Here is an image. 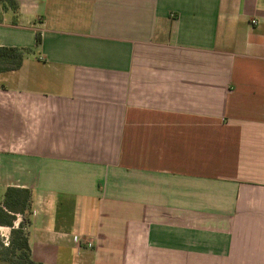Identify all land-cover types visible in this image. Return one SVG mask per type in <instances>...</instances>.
Returning <instances> with one entry per match:
<instances>
[{
	"label": "crops",
	"instance_id": "crops-1",
	"mask_svg": "<svg viewBox=\"0 0 264 264\" xmlns=\"http://www.w3.org/2000/svg\"><path fill=\"white\" fill-rule=\"evenodd\" d=\"M17 1L0 188L33 258L264 264V0Z\"/></svg>",
	"mask_w": 264,
	"mask_h": 264
},
{
	"label": "trees",
	"instance_id": "trees-1",
	"mask_svg": "<svg viewBox=\"0 0 264 264\" xmlns=\"http://www.w3.org/2000/svg\"><path fill=\"white\" fill-rule=\"evenodd\" d=\"M17 0H0V21L2 13L16 11ZM33 47L0 46V73L17 70L21 67L23 59L41 43L40 32L36 31ZM28 216L20 220L16 226L17 215ZM31 192L28 188L8 186L0 199V226L8 227L9 238L7 245L0 244V261L6 264H42L31 257L26 228L30 223Z\"/></svg>",
	"mask_w": 264,
	"mask_h": 264
},
{
	"label": "rangeland",
	"instance_id": "rangeland-1",
	"mask_svg": "<svg viewBox=\"0 0 264 264\" xmlns=\"http://www.w3.org/2000/svg\"><path fill=\"white\" fill-rule=\"evenodd\" d=\"M35 53V52H34ZM27 57H30V58H33V59H35L36 58V56H34L33 54H31V53H29V54H27L26 56H25V58H27ZM2 194L3 193H1V188H0V199H1V196H2ZM28 216V213H25L23 216H21V215H17V219H16V221H15V223H14V226H16L17 225V223L20 221V220H22V219H24L25 220V218ZM9 228L8 227H4V226H0V244H2V245H7V243H8V238H9ZM26 231H27V228H26ZM78 243V242H77ZM81 244L82 243H78V247H79V249H80V247H81ZM30 251H31V249H30ZM31 257L33 258V256H32V253H31ZM34 259V258H33ZM0 264H6L5 262H2V261H0Z\"/></svg>",
	"mask_w": 264,
	"mask_h": 264
},
{
	"label": "built area",
	"instance_id": "built-area-1",
	"mask_svg": "<svg viewBox=\"0 0 264 264\" xmlns=\"http://www.w3.org/2000/svg\"><path fill=\"white\" fill-rule=\"evenodd\" d=\"M255 22H256V20H251V23H252V24H254ZM73 241H76V242H77V240H76V236H73ZM87 246L89 247L90 244L88 243Z\"/></svg>",
	"mask_w": 264,
	"mask_h": 264
}]
</instances>
